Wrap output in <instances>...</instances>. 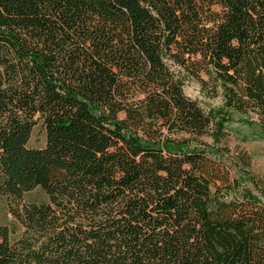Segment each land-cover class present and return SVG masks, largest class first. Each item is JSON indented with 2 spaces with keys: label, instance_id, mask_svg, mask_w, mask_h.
Listing matches in <instances>:
<instances>
[{
  "label": "trees",
  "instance_id": "obj_1",
  "mask_svg": "<svg viewBox=\"0 0 264 264\" xmlns=\"http://www.w3.org/2000/svg\"><path fill=\"white\" fill-rule=\"evenodd\" d=\"M189 79L264 125V0H0V191L92 195L60 231L25 206L0 264H264V182L229 180Z\"/></svg>",
  "mask_w": 264,
  "mask_h": 264
},
{
  "label": "rangeland",
  "instance_id": "obj_2",
  "mask_svg": "<svg viewBox=\"0 0 264 264\" xmlns=\"http://www.w3.org/2000/svg\"><path fill=\"white\" fill-rule=\"evenodd\" d=\"M183 91L186 96L196 100L202 111H219L217 117L229 120L224 124L228 133L227 147L229 151L223 156L213 155L219 159L228 172L229 180L241 178V187L250 186L248 176L257 177L264 182V125L255 114H243L236 110H222L223 97L219 87L210 83L203 89L193 79L184 82ZM45 133L36 127L23 143L24 147L37 148L45 144ZM241 159L246 163L242 164ZM50 197L43 187H35L22 192L20 195L0 191V226H6L9 240L18 239L22 235V227L16 220V214L34 202H50L55 214V229L60 231L66 226L70 228L80 225L83 203H91L92 195L75 176L69 177L64 184L53 185ZM86 190V192H85ZM264 200L263 196H260Z\"/></svg>",
  "mask_w": 264,
  "mask_h": 264
},
{
  "label": "flooded vegetation",
  "instance_id": "obj_3",
  "mask_svg": "<svg viewBox=\"0 0 264 264\" xmlns=\"http://www.w3.org/2000/svg\"><path fill=\"white\" fill-rule=\"evenodd\" d=\"M218 160V159H217ZM255 178H257V177H255ZM236 179V178H235ZM257 179H259V178H257ZM260 180V179H259ZM245 183H247V182H244L243 184H242V188L243 187H247L248 189H250L251 191H253V193H255V194H257L256 193V191H254L253 189H252V186L250 187V186H245Z\"/></svg>",
  "mask_w": 264,
  "mask_h": 264
}]
</instances>
